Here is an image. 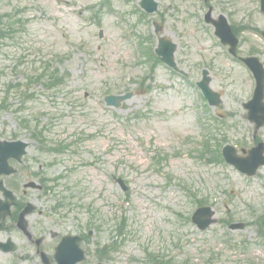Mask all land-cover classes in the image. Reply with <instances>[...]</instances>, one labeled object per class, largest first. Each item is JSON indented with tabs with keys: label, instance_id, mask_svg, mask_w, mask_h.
Returning <instances> with one entry per match:
<instances>
[{
	"label": "rangeland",
	"instance_id": "rangeland-1",
	"mask_svg": "<svg viewBox=\"0 0 264 264\" xmlns=\"http://www.w3.org/2000/svg\"><path fill=\"white\" fill-rule=\"evenodd\" d=\"M92 1L0 0V14L9 12L14 17L17 14L24 25L17 38L8 39L18 41L19 47L0 46V97H4L3 92L9 84L6 83L4 89V82L13 77L23 79L24 74H36L46 62H51L53 69L70 73L61 90L64 94L58 95L61 92L58 87L48 90L42 84H35L29 89L35 93L34 99L22 100L17 96L9 99L12 106L14 103L23 104L28 111L26 114L32 113L41 121L39 127H45L40 128L44 131L40 136L44 134L46 142L32 135V131L38 129L34 127L37 120L34 122L30 118L31 128L24 127L22 121L26 114L0 105V131L4 136L27 138L31 142L30 157H42L41 160L47 162L61 158L48 165V174L65 172V179H61L58 188L60 197L69 200L71 190V195L75 194L72 201L81 200L79 203L83 207L91 201L98 208L104 226L99 235L101 243L112 239L115 225L112 211H117V207L119 211H127L124 216L129 239L121 245L115 264H125L126 257L129 253L134 254V250L140 251L147 246L162 249L166 241L171 246V235L182 228L196 232L192 225L178 224L176 214L178 212L185 221L191 209L188 203L195 200L194 195L197 198L207 194L211 197L212 194H221L224 188L234 187L257 192L259 198L252 193L250 196L257 203H264V171L247 179L224 163H205L196 152L204 145L202 130L206 126L213 125L214 132L225 135L227 142L232 144L235 138L249 143L253 126L243 122L240 115L236 118L240 121L237 124L239 129L235 130L227 121L228 125L215 120L213 112L209 120L205 119L199 109V94L192 84L163 66H158L155 73L148 76V69L143 64L138 66L123 28L114 26L116 18L113 15L104 16L106 35L100 39L99 27L77 16L78 8ZM113 1L122 6L119 1ZM253 1L246 0L248 4H242L239 17L243 15L245 23L257 20L264 26V15L257 8V0ZM164 3L168 2L164 0ZM18 9L21 12H17ZM129 16L133 21L137 17L134 14ZM191 27L196 29L190 24L186 34L192 47H181L177 56L181 60L183 56L187 59L188 55L183 66L196 73L194 65L202 61L200 58L210 56L211 59L212 50L219 48L213 47L208 52L211 38L205 31L191 33ZM244 36H248V40L244 38L243 53L252 48L260 50L264 44L256 33L248 31ZM100 44L102 47L98 48ZM201 46L204 50L200 49ZM26 51H29L28 58L24 59L18 69L20 72L16 74L14 66L20 56L27 55ZM215 63L214 71L217 67L220 69L215 72L213 85L230 89L226 98L234 93L241 100L251 96L252 77L243 65L231 62L221 54ZM123 73L131 80L128 81ZM134 80L132 88L137 92L133 98L120 108L106 104L103 94L108 88L122 89L123 85ZM75 90L80 92L73 93ZM16 93L14 90L13 94ZM71 100L77 104H72ZM228 100L224 102L226 109L234 106ZM260 133L264 139V128ZM61 140L78 143L77 152H68L66 156L45 152V145H57ZM40 163L38 161L37 165ZM114 175L126 178L130 185L128 193L121 189ZM170 177H173L172 186L168 184ZM168 200L173 203L169 214L163 209L169 204ZM199 234L195 237L196 244L187 246L193 254L198 250V241H207L213 231L201 233V238ZM182 257L183 252L178 258Z\"/></svg>",
	"mask_w": 264,
	"mask_h": 264
},
{
	"label": "flooded vegetation",
	"instance_id": "flooded-vegetation-1",
	"mask_svg": "<svg viewBox=\"0 0 264 264\" xmlns=\"http://www.w3.org/2000/svg\"><path fill=\"white\" fill-rule=\"evenodd\" d=\"M210 7L211 13L213 11V14L217 15L219 8L216 6ZM219 13L223 12L220 11ZM41 186L43 187V185ZM27 202L29 201H21L18 204L23 207ZM34 206L35 210L32 213L30 224L33 227V232L36 237L41 236L42 240L38 243L35 237L31 241V256L33 257V262L35 264H43L40 252L44 251L50 257L52 264H57L53 262L56 247L62 240V236L66 235L68 232L65 230L64 226L62 227V222L56 219L54 215L50 214L48 206L45 205L44 202L35 200Z\"/></svg>",
	"mask_w": 264,
	"mask_h": 264
}]
</instances>
